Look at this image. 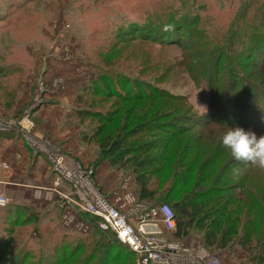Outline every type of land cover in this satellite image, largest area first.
Here are the masks:
<instances>
[{
    "label": "rangeland",
    "instance_id": "obj_1",
    "mask_svg": "<svg viewBox=\"0 0 264 264\" xmlns=\"http://www.w3.org/2000/svg\"><path fill=\"white\" fill-rule=\"evenodd\" d=\"M261 43L264 0H0V121L29 112L36 134L62 153L95 172L104 166L96 173L99 186L119 185L125 177L134 181L133 159L120 161L116 151L106 158L102 144L120 140L124 160L139 146H157L149 156L161 155L170 138L173 145L210 135L221 139L231 126L264 135V127L255 123L264 125V116L248 118L245 108L249 97L252 104L264 99ZM68 86L73 99L62 106L66 111L54 140L42 130L37 112L46 103L57 104L51 103L57 101L52 94ZM89 109L98 114L82 115ZM7 134H15L31 156H44L52 171L47 156L34 154L15 131L0 133ZM226 153L229 168L221 186L229 188L226 180L238 183V166L249 161ZM249 164L254 186L264 190V169ZM191 179L198 181V175ZM212 181L205 186H214ZM35 188L21 202L5 194L11 206L0 207V264L95 262L104 248L98 237L80 240L62 225L59 206L35 198ZM255 194L258 209L246 216L243 208L242 220L264 219V194ZM243 229L240 225V235ZM191 239L204 245L197 229ZM207 250L222 264H250L238 246ZM110 254V264L133 262L123 248Z\"/></svg>",
    "mask_w": 264,
    "mask_h": 264
},
{
    "label": "trees",
    "instance_id": "obj_2",
    "mask_svg": "<svg viewBox=\"0 0 264 264\" xmlns=\"http://www.w3.org/2000/svg\"><path fill=\"white\" fill-rule=\"evenodd\" d=\"M251 27L254 31L259 29L258 26ZM261 44L263 46L261 50L264 51V43ZM255 95L253 93V96ZM250 98L249 102L245 104V108L248 110L247 117L249 118L250 115L256 118L259 115L263 117L264 99L252 104ZM252 105L253 108H251ZM95 112L89 109L82 115L98 114ZM241 116L245 117L246 114ZM261 121L255 123L264 127ZM170 135H175V132H170ZM174 141V138L164 141L166 150L161 155L149 156V153L157 146L155 148L146 147L145 150L139 146L140 149L136 153L131 151L134 154L124 160L123 157L127 152L120 140L117 139L109 145L106 143L101 146L106 158L116 151L118 156L122 157L120 161L129 163L133 159L135 162L133 166L135 190L139 199L165 202L172 207L176 215V230L172 234L174 239L183 240L197 229L203 233V243L208 249L221 250L238 246L246 251L250 264H264V219L260 222L254 219L245 221L239 215L243 208L248 211L246 216L252 212V209L256 211L259 206V197L255 192L262 191L264 194L263 189H256L254 186L256 185L252 180L254 170L249 171V162L239 164L238 167L241 168H238L240 171L238 174L242 178L238 183L230 184V180L227 179L229 188H224L221 186V181L229 168V162L225 161L227 150L226 148L222 150L221 139L210 135L208 138L206 136L197 139L191 138L173 145ZM219 144H221V148L216 150ZM215 146L216 148H214ZM173 164L174 169L171 167ZM179 166L186 167L187 170L180 169ZM193 174L198 175V181L191 179ZM210 177L214 181H212L214 186L207 188L205 183ZM249 202H251L250 205ZM9 206L11 205L1 208L5 209ZM57 208L60 215V208ZM35 217L38 215L33 216V218ZM259 224H263V229L259 227ZM240 225L244 227L242 235L238 232ZM76 234L80 236H78L80 240L93 237L95 234L98 237L95 238L96 243L100 241L99 244L104 246V248H100L102 251L95 262L87 258L82 264H110L111 262H107L111 256L110 250L115 251L117 248H123L129 253L133 259L132 264H135V254L127 246L121 244L111 232H104L94 226L89 234Z\"/></svg>",
    "mask_w": 264,
    "mask_h": 264
},
{
    "label": "built area",
    "instance_id": "obj_3",
    "mask_svg": "<svg viewBox=\"0 0 264 264\" xmlns=\"http://www.w3.org/2000/svg\"><path fill=\"white\" fill-rule=\"evenodd\" d=\"M11 131L17 132L34 154L49 158L52 186L36 187L35 198L59 206L65 228L82 235L94 226L111 232L135 254V264H222L202 243L171 240L176 230L174 210L165 202L147 204L140 200L131 177L122 179L111 193L103 192L92 168L36 134L29 112L22 119L0 121V133ZM0 168L8 170L9 165L0 163ZM10 202L7 195L0 194V207Z\"/></svg>",
    "mask_w": 264,
    "mask_h": 264
},
{
    "label": "crops",
    "instance_id": "obj_4",
    "mask_svg": "<svg viewBox=\"0 0 264 264\" xmlns=\"http://www.w3.org/2000/svg\"><path fill=\"white\" fill-rule=\"evenodd\" d=\"M72 90V87L68 86L66 90L54 92L52 96L56 97L57 101L53 100L51 103L56 102L57 104L50 105L46 103L37 112L41 117L42 130L54 140L57 137L53 135V132L59 126L61 120H63V111H66L62 106L70 105L69 102L73 99L74 95ZM58 138L61 139V136L59 135ZM66 140L68 141L69 139ZM66 140L64 141L68 146ZM0 163L9 164L8 170L0 168V193L8 194L16 202H21L20 200H23L25 197L28 198L34 187H47L52 184L53 173L49 168L47 159L44 156H31L27 147L20 139L18 140L15 134L0 135ZM103 169V165L99 166L96 173L100 174ZM102 185L106 184L102 183ZM119 185L111 187L100 186V188L105 193H111ZM142 201L147 204L154 203L153 200ZM182 242L189 245L199 243V241L191 239V234Z\"/></svg>",
    "mask_w": 264,
    "mask_h": 264
},
{
    "label": "clouds",
    "instance_id": "obj_5",
    "mask_svg": "<svg viewBox=\"0 0 264 264\" xmlns=\"http://www.w3.org/2000/svg\"><path fill=\"white\" fill-rule=\"evenodd\" d=\"M221 144L230 151L233 158L249 161L264 169V135L257 137L251 129L231 126L221 137Z\"/></svg>",
    "mask_w": 264,
    "mask_h": 264
}]
</instances>
